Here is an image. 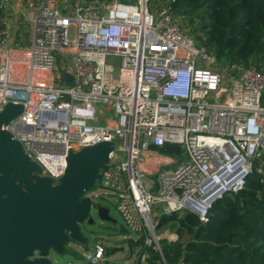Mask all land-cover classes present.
Wrapping results in <instances>:
<instances>
[{"label": "built area", "instance_id": "1", "mask_svg": "<svg viewBox=\"0 0 264 264\" xmlns=\"http://www.w3.org/2000/svg\"><path fill=\"white\" fill-rule=\"evenodd\" d=\"M167 2L0 0V113L22 109L2 130L53 186L70 152L112 143L89 199L114 201L142 261L179 241L160 217L206 224L264 157V71L219 61ZM106 253L98 242L65 264Z\"/></svg>", "mask_w": 264, "mask_h": 264}, {"label": "trees", "instance_id": "2", "mask_svg": "<svg viewBox=\"0 0 264 264\" xmlns=\"http://www.w3.org/2000/svg\"><path fill=\"white\" fill-rule=\"evenodd\" d=\"M169 5L188 25L197 19L201 35L196 42L219 61L264 71V0H169ZM177 152L169 146L159 150ZM263 163L264 157L256 161L241 191L213 204L206 224L193 214L160 217L157 228L173 223L179 241H162V256L143 250L147 264H264ZM183 234L190 239L181 242Z\"/></svg>", "mask_w": 264, "mask_h": 264}, {"label": "water", "instance_id": "3", "mask_svg": "<svg viewBox=\"0 0 264 264\" xmlns=\"http://www.w3.org/2000/svg\"><path fill=\"white\" fill-rule=\"evenodd\" d=\"M21 110L9 104L0 113V264H53L50 254L63 255L70 243L87 245L83 225L92 226L95 217L114 223L106 207L85 196L99 181L113 144L70 152L67 170L53 186L2 130Z\"/></svg>", "mask_w": 264, "mask_h": 264}, {"label": "rangeland", "instance_id": "4", "mask_svg": "<svg viewBox=\"0 0 264 264\" xmlns=\"http://www.w3.org/2000/svg\"><path fill=\"white\" fill-rule=\"evenodd\" d=\"M155 2H158L159 4H162V3H165V4H168L167 1L169 0H154ZM164 5V4H163ZM181 27L183 28V30L186 31L187 34H194L195 38L198 37L199 35H201V32H200V29H199V24H198V21L197 19H194L193 21V24L192 25H188V23H186L185 21L183 20H178ZM24 32H28V26L25 27L24 29ZM72 35V34H70ZM263 100H264V97H263ZM263 106H264V102H263ZM109 117H112L111 114H108ZM101 125H103L102 123H100ZM161 155H164V156H172V155H169V154H161ZM173 157H175V159L178 161L179 160V154H173ZM264 165V163L262 164V166ZM263 168L261 167V170ZM90 194H92V190L88 191L87 194L85 196H89ZM101 205H104L106 206V208L109 210V215L112 217V219H115L117 220V223L119 225L122 224V221L116 211V208H115V203L113 200H102L99 201ZM86 228H89L88 230L91 231H82V227H81V232L83 234V236L85 238H87V246H88V251H91L94 244L95 243H102L105 247H106V250H107V253L108 251L111 250L112 248V245H114L116 242V236L114 235V228L112 226V223H101L98 221V219L95 217L94 218V224L90 227H88L86 225ZM176 227L174 226L173 223H169L167 225H164L163 227L160 228V231L162 232H165L167 231L168 233L170 234H173V235H177L178 234L176 233ZM127 233V232H126ZM128 235V233H127ZM190 239V237L186 234H183L181 236V242H186ZM86 251V252H88ZM65 252L66 254L64 256H56L54 253L50 254V256L52 257V260H53V264H65L66 262H69V261H74V260H77V259H80L81 257L84 256V254L86 252H84V249L79 246V244H76V245H68L66 246L65 248ZM81 252H84L82 256H80V258L78 257ZM147 255H146V259H147ZM146 259L144 261H142L139 257L138 259V262L139 264H147V262L145 263Z\"/></svg>", "mask_w": 264, "mask_h": 264}, {"label": "crops", "instance_id": "5", "mask_svg": "<svg viewBox=\"0 0 264 264\" xmlns=\"http://www.w3.org/2000/svg\"><path fill=\"white\" fill-rule=\"evenodd\" d=\"M1 13L2 11H0V15ZM66 80L69 83H71V76L66 77ZM149 156H151V153L149 154ZM113 220L114 223H112V226L114 228V233H115L114 235L116 236V240H115L116 242H114L115 244L112 245L111 250L108 251L106 255V264H139L138 262L139 256L135 255V248L133 247L131 239H129V234L127 235L126 233L127 231L125 230L122 224L119 225L117 223V220L115 219ZM88 229L89 228H86V225L82 226V230L89 231ZM81 247L84 249V252L88 251L87 245ZM84 252H81V254L78 257L80 258V256H82Z\"/></svg>", "mask_w": 264, "mask_h": 264}, {"label": "flooded vegetation", "instance_id": "6", "mask_svg": "<svg viewBox=\"0 0 264 264\" xmlns=\"http://www.w3.org/2000/svg\"><path fill=\"white\" fill-rule=\"evenodd\" d=\"M86 194H87V193H86ZM86 194H85V195H86ZM90 195H91V194H90ZM90 195H89V196H86V197L89 198ZM82 231H84V230H82ZM84 232H85V231H84ZM70 244H72V245H76L77 243H70ZM65 248H66V247H64V250H65Z\"/></svg>", "mask_w": 264, "mask_h": 264}]
</instances>
